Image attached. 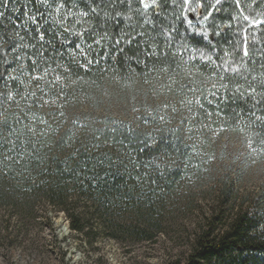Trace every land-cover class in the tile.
<instances>
[{
	"label": "trees",
	"instance_id": "16d2710c",
	"mask_svg": "<svg viewBox=\"0 0 264 264\" xmlns=\"http://www.w3.org/2000/svg\"><path fill=\"white\" fill-rule=\"evenodd\" d=\"M0 13V209L44 199L74 232L150 242L213 138L264 165V0H0ZM115 95L140 97L133 119L97 114ZM229 181L168 264H264V190L225 216Z\"/></svg>",
	"mask_w": 264,
	"mask_h": 264
},
{
	"label": "rangeland",
	"instance_id": "374dc122",
	"mask_svg": "<svg viewBox=\"0 0 264 264\" xmlns=\"http://www.w3.org/2000/svg\"><path fill=\"white\" fill-rule=\"evenodd\" d=\"M163 99L149 94L146 103L164 107ZM136 100L132 107L124 98L115 95L110 101L103 99L95 111L131 120L142 102L140 97ZM82 108L89 110L90 104ZM191 142L200 143L199 138ZM211 143V150L201 148L200 155L205 157L202 176L180 185L179 193L183 198L172 207L170 205L164 231L153 241L114 240L97 224L89 237L74 232L67 213L42 199L26 214L13 208L0 209V264H168L184 261L200 226L218 211V203L224 202L219 197L224 176L230 178L228 184L234 185V196H237H233L231 206L225 208V216L245 208L248 196L264 190V165H250L245 169L239 164L242 151L238 139L224 134L213 138ZM83 208L81 202L77 210Z\"/></svg>",
	"mask_w": 264,
	"mask_h": 264
},
{
	"label": "snow or ice",
	"instance_id": "6c2138e0",
	"mask_svg": "<svg viewBox=\"0 0 264 264\" xmlns=\"http://www.w3.org/2000/svg\"><path fill=\"white\" fill-rule=\"evenodd\" d=\"M185 2L187 3L188 2V0H185ZM217 2L219 3V0H217ZM153 3H155V0H153ZM150 5L148 4V3H144V7L145 8H148ZM57 11H59V9H57ZM3 13H0V15H2ZM32 19H33V21L35 22V17H32ZM245 19H247V18H245ZM74 34H76V35H82V33H74ZM39 39L41 40V41H43L44 40V35H43V33H41L40 34V36H39ZM97 43H99V42H97ZM117 43H119L118 41H117ZM77 47H79V45H77ZM248 53H247V50H245V55H247ZM89 63H91V62H89ZM35 79H40V77H35ZM57 79H59V77H57ZM201 107H203V105H201ZM210 115V114H209ZM161 119H163V118H161Z\"/></svg>",
	"mask_w": 264,
	"mask_h": 264
}]
</instances>
